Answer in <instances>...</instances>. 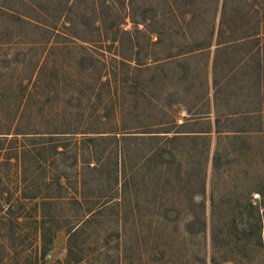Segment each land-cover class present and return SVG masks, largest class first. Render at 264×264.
<instances>
[{
	"label": "rangeland",
	"instance_id": "rangeland-1",
	"mask_svg": "<svg viewBox=\"0 0 264 264\" xmlns=\"http://www.w3.org/2000/svg\"><path fill=\"white\" fill-rule=\"evenodd\" d=\"M58 2L0 0L3 6L0 8V137L2 133H16L0 138L3 140L0 197H13L17 191L20 167L13 159L15 148L34 149L25 157V167L29 181L37 183L46 178L48 169H56L59 174L70 172L73 168L69 170L70 162L47 147L57 141L64 145L66 139L80 138L82 129L104 132L117 126L116 132H120L122 126L129 128L126 132H133L130 138L134 140L123 143L118 135L115 138L119 145L130 148L123 158L124 169L127 174L134 169L135 179L134 191L130 187L125 216H112L107 211L102 216H94L90 225L83 228L80 237L83 260L79 262L65 261L63 216H52L55 219L49 227L54 238L44 259L61 264H264V113L258 122L241 117L228 121V117L233 118L230 113L240 114L248 108L264 109V71L261 72L262 81L257 83L253 59L246 56L256 45L251 48L252 44L244 41L246 38L231 43L225 54L229 66L239 54L245 56L243 64L228 72L224 64L214 73L210 67L213 46L195 52L186 61L173 63L175 60L166 59L177 45H182L175 27L170 30L164 27V35L156 43L152 35L149 39L143 33H133L134 48L126 36H122L120 54L136 61L117 63V71L111 75V79L115 77L116 114L109 113L107 118L100 119L106 124L101 125L91 117V106H100L107 91L94 82V69L88 75L79 74L87 84L83 92L76 91L75 82L80 79L73 59L74 55H93L99 46L69 39V36H78L92 40L86 27L77 25L74 15L87 10L88 3L73 4L70 15L73 26L65 31V36H55L54 31L51 33L9 16L10 12L37 18L36 13H42L43 19L39 17L38 20L52 27L55 25L53 28L60 33L63 31L60 18L54 24L62 8L61 1ZM209 4L202 7L209 9ZM225 7L228 17L233 10L249 11L243 20L232 15L233 20H238L236 24L242 26L234 36L258 32V15L264 12L262 0L254 3L232 0L227 1ZM212 15L213 11L207 10L202 19H197L187 30L191 44L209 42ZM215 15L214 25L218 13ZM122 27L131 30L129 23H123ZM259 28L264 29V22ZM262 42L259 46L264 50ZM260 65H264L262 57ZM212 81L222 92L219 109L226 115L220 118L219 128L212 125V107L202 101L204 94L211 95ZM258 92L259 97L256 96ZM97 94H100V101H97ZM72 98H81L86 108L84 113L77 111L78 101L72 103ZM185 109L189 111L185 113ZM170 117L177 125L187 124L179 129L171 128L158 139L150 137L154 133H146V126L166 122ZM143 125L145 127L141 128ZM256 128L260 131L253 132ZM75 129L77 135L69 138L68 132H75ZM175 131L178 132L175 139H165L172 138ZM101 136L108 138L106 148L117 145L113 135ZM153 145H160L166 156L144 165L143 158ZM57 150L63 152V146ZM113 161L115 158L110 154L103 171L112 170ZM39 199L27 202L28 211L23 216H10L11 220L21 222L14 231L24 238L6 243L0 237L3 247L0 264L34 263L38 239L33 220L38 219L34 212L35 207L39 211ZM63 208H66L64 204L58 205L56 212H62ZM197 219L203 220V229ZM186 224H189L187 229ZM4 233L0 229V235Z\"/></svg>",
	"mask_w": 264,
	"mask_h": 264
},
{
	"label": "trees",
	"instance_id": "trees-1",
	"mask_svg": "<svg viewBox=\"0 0 264 264\" xmlns=\"http://www.w3.org/2000/svg\"><path fill=\"white\" fill-rule=\"evenodd\" d=\"M82 1L88 3L87 10L75 12L74 15L76 19H78L77 25L81 28L86 27L85 29L88 34L92 35L93 38L90 40L89 38L69 36V39L81 41L83 44L97 43L96 45L99 46V49L95 50V54H91L87 57L73 56L75 60L74 68L78 70V78L80 79L75 82L77 85L75 89L78 92L84 91L85 85L87 84L86 79L84 80V78L81 77L82 74H79L85 72L88 75L90 70L94 69L92 70L96 72L94 82L98 87L105 88L107 91L103 100H101L100 94H97V101L101 100L102 102V104L101 102L99 103L100 106H91V117L99 121L101 125L106 124L100 119L103 120L107 118L109 113L113 116L116 114L113 101V91H116L115 77L111 79V75H114L115 71H117V63L124 64V62L127 61H136L130 57L126 58L122 56L119 52V44L124 35L131 46H133L132 41L135 39L133 33H143L147 38L149 37V39L152 35L155 38L154 43H156L159 42L160 36L164 35L162 33L165 29L164 27L168 30L175 27L179 31L182 45H177L174 48V52L170 53L166 59L175 60L173 63L186 61L190 56L195 54V52L213 46L210 67L214 73L217 68H222L224 64L228 69L227 72L236 70L243 64L245 56L239 54L237 59L233 58L234 62L229 66V58H226L225 54L231 43H238V40L246 38L244 41L252 44L251 48L253 45H256L253 47L255 49L249 50L250 52H247L246 56L248 55V57L253 59V74L256 77V82L259 83L262 81L261 72L264 71V65H260V58H264V50H261L259 45L262 41V43H264V29L259 28V26L264 22V12L259 14L258 11H255V14H259L257 20L258 32H248L243 36H234L233 33L238 31L242 26L236 24L238 20H233L232 15L235 14L234 16H239L240 20H243L247 14H249V11L245 9L233 10L232 15L228 17L225 3L232 0H59L62 8L59 9L54 24H56L60 18L59 23L63 30L61 32L59 31L60 33L53 28L55 25L52 27L50 24H43V22L38 20L39 17L43 19L41 17L44 16H40L42 13H36L37 18H30L31 16L10 12L9 16L18 21H25L35 27H41L49 32L51 31V33L54 31L53 33L55 36H65V31L68 29L71 30V26H73V21L70 18L73 4H79ZM251 1L254 3L256 0ZM262 1L264 2V0ZM20 2L22 3L23 0H20ZM209 3L213 6H210ZM207 4H209V9L202 7L204 5L207 6ZM0 8H3V6L0 5ZM204 10H206V12ZM207 10L213 11V22L210 30L209 42L191 44L189 39L191 40L192 38L190 34H187V30L196 23L197 19H202V14L207 13ZM5 11L8 13L7 10ZM216 13H218V18L214 25ZM123 23H129L131 30H125L122 27ZM134 47L135 46H133V48ZM177 59L180 60L177 61ZM213 84H215V81H212L211 95L208 96V93L204 94L202 101L208 103L212 107V125L219 128L221 123L220 118H226V115L222 114V110L219 109V106L221 107L219 104V94L222 92ZM259 94L258 92L256 96L259 97ZM80 99L72 98L71 101L73 103V101L77 100V111L84 113L86 108L82 106ZM87 101H90V98H88ZM227 101L229 104V100ZM226 104L227 102L225 101L224 105ZM163 109L164 108H161L159 110L164 114ZM183 111L187 113L189 110L185 109ZM262 113H264V109L262 108H258L257 110H250V108H248L240 114L236 112L230 113V118H233L229 119L228 117V121H234L237 120L236 117H241V119L245 120L252 118L258 122ZM206 114H209V112H206ZM72 115H77V112ZM206 117L208 116H205V118ZM183 124H187V122L177 125L174 118L170 117L166 122L159 121L146 126L145 129H148L146 133H154L150 137L158 139L157 137H163L159 135L169 133L168 130L171 128L179 129ZM123 127L124 126L119 129L120 132H116L117 126L114 130L104 132L82 129L80 130L82 132L79 133L82 135L79 136L80 138L66 139L64 145L59 141L51 143L47 149L56 154L61 153L65 160L70 162L69 170L70 167L73 168L66 174H59L56 169H48L49 174H46V178L40 179L37 183L29 181L28 168L25 167V157L31 151H34V149L26 146H22L17 150L15 148L13 159L15 160V165L20 167L19 177L16 181L17 191L13 197H0V229L5 231L0 237H2L6 243L16 238L19 240L23 239V235L20 233L15 235L14 231L21 226V222L17 219L11 220L10 216H23V213L25 214L28 211V208H25L27 202L35 201L37 198H40L39 211L37 212L35 207L34 212L35 216H38V219L33 220L36 224L34 232H36L38 239L37 252L33 264H61L57 261L50 262L44 259L50 250L54 238L49 227L53 219H55L52 216H63L62 222L66 232L65 261L68 263H76L83 260V250L80 244L83 228L90 225L94 216H102L103 213L107 211L111 212L112 216H125L127 213L126 207H129L128 197L130 196V187L134 191L133 181L135 179V170L131 169L127 174L123 162V158H125L130 148L125 144L124 146H121V144L119 145V141L115 138L118 135V137H120V142L123 141V143L127 140H134L130 138L133 137L130 136L133 132H126L129 128ZM143 127H145V125L141 128ZM131 129H133V127ZM74 131L75 132H68L69 138H73L77 135V130L75 129ZM255 131L260 130L256 128L253 132ZM172 133H174L172 138L165 139H175V137H177L176 133L178 132L175 131ZM2 134L0 138L5 139L6 136H12L16 133ZM100 134L113 135L111 137H114L113 139L117 142V145L110 149L106 148L105 141L108 138ZM2 141L3 140L0 139V151H3ZM60 146H63V152L57 150ZM110 154L115 158V161L111 163L113 167L112 170L105 172L103 171V166L105 162L109 160ZM165 156L160 145H153L147 150L142 163L147 165L158 158L163 160ZM62 204H64L66 208H63L62 212H56V207ZM33 205L36 206V204ZM72 218H74L73 222L71 221ZM198 220L200 229H203V220L197 219V221ZM188 226L189 224H186V229ZM115 235L118 236L117 230L115 231ZM19 245H21V242ZM0 249H3V247L0 246Z\"/></svg>",
	"mask_w": 264,
	"mask_h": 264
}]
</instances>
